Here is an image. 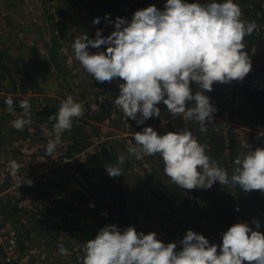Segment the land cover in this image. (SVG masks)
Masks as SVG:
<instances>
[{"label": "clouds", "instance_id": "9594fccd", "mask_svg": "<svg viewBox=\"0 0 264 264\" xmlns=\"http://www.w3.org/2000/svg\"><path fill=\"white\" fill-rule=\"evenodd\" d=\"M103 19L114 30L104 36L103 29H97L94 39L78 35L71 45L74 58L95 81H117L119 94L112 104L137 125L159 118L158 104L162 101L172 116L182 114L202 132L207 131L217 108L205 91L211 92L214 82L242 81L252 69L244 38L257 24L242 19L236 0H165L163 10L152 4L135 10L130 19L117 16L113 20L107 13ZM100 22L101 17L92 20L94 25ZM101 46L104 50L90 51ZM191 83L200 90L193 93ZM192 101L195 103L189 106ZM4 103L9 112L15 110L11 97ZM19 107L25 116L11 123L22 130L32 123L30 101L19 100ZM91 109L97 110L98 105L93 103ZM83 115V104L72 95L61 102L50 117L55 121V136L46 144L48 156L52 157L60 144L62 133L71 130L76 118ZM133 140L128 153L136 159L158 154L164 176L182 189L206 190L218 181L238 185L244 192L264 193V147L253 150L248 146L245 153L236 155L229 175L188 128L158 134L147 126L135 132ZM124 160L120 156L115 165L104 166L110 177L121 176ZM8 165L15 175L19 164L10 160ZM24 183L31 185L32 180L26 178ZM89 206L95 205L90 202ZM235 210L239 211V206ZM251 224L255 230L246 221L230 225L220 233L219 245L192 229L178 243H165L154 231L145 234L133 225L121 230L117 224H108L86 241L76 264H264V233L258 230L259 219L254 218ZM58 250L68 255L63 244Z\"/></svg>", "mask_w": 264, "mask_h": 264}, {"label": "rangeland", "instance_id": "374dc122", "mask_svg": "<svg viewBox=\"0 0 264 264\" xmlns=\"http://www.w3.org/2000/svg\"><path fill=\"white\" fill-rule=\"evenodd\" d=\"M41 1L45 4L47 13L51 12L53 15L54 21L52 25H55V28L62 32L60 45L63 55L66 53L67 56H69L68 47L72 45L78 35L85 34L94 39L97 29H103L102 34L104 36L109 35L114 30V26L103 19L106 13L110 14V19L113 20L117 16L124 17L122 14L114 12V6L107 11H103L100 1L96 2L95 0H88V2H84L85 0ZM115 1L117 3V0ZM89 2H94L95 7H87L86 4ZM111 2H114V0H110L109 3ZM134 2L135 0L125 1L124 10L131 11L130 15L125 16V18L130 19L133 12L137 10L134 7ZM142 2L143 4L138 9L154 4L157 8L163 10L165 0H146ZM236 3L241 8L242 19L255 21L257 24L253 33L244 38L245 50L251 58L252 69L242 81H232L228 84L222 83L220 86L214 83L211 92L205 91L217 111L213 114L214 120L207 126V131L202 135L205 138L204 143L210 145L214 142L211 134L213 123L221 125V129H218L221 136L219 137L220 148L216 150V158L212 157V159L217 161L220 166L226 168L229 175L232 174L233 160L236 155L245 153L248 150V146L253 150L257 147H264V136H258L259 133H264V80L261 77H256L255 74V72L262 73L264 71L262 69L264 64L259 58L254 61V57L257 54L264 52V0H236ZM60 6L63 14L62 19L57 11V7L60 8ZM40 7L42 8V4H40ZM93 8H96V11L99 9L97 17H101V22L96 25L92 24V16L95 15L89 14V11H93ZM33 16L35 17V15ZM22 19L17 18L12 26L20 25L24 30V27L28 26V24L25 17H22ZM31 22L34 23L32 20ZM25 32L28 35L27 30ZM21 34L23 35V32ZM55 34L58 35L56 31ZM18 38H20L19 35L17 36ZM16 43L20 44V41L17 40ZM103 47L105 48V46ZM69 77L71 78L70 82L74 89L73 91H77V95L66 92L61 93V101H59V96L56 95L55 102L51 99L52 95L34 94V98L37 100L31 103L30 109L32 123L30 125L31 133H29L32 136L29 133H20L23 132L25 127L22 130L16 129V132H12L8 122L5 121L4 124H0V190L2 180L11 171L7 164L9 159L15 160L19 164L16 177L21 174L24 176L28 175L30 167L35 166L22 164L24 158L30 155L31 152L29 153V150H34L37 154L39 142H42L40 139L49 141L54 138L52 132L55 121L53 119H45L39 115L42 106L47 105L46 102L51 99V106L59 108L61 102L68 95H72L77 102L83 104L84 115L76 118L72 129L66 130L61 135L62 141L67 144L71 142L66 156L70 154L69 156L73 157L72 155L75 152L71 150L72 148H78V146H85V156H87L88 153L94 151L99 142H105L108 146L113 156V165L117 163L120 156H124V164L120 166L122 171L119 181L122 190L126 193L127 226L133 225L138 232L143 231L145 234L154 231L157 233V238L165 243L173 241L178 243L186 231L192 229L203 234L209 239L210 243L219 245L222 242L220 233L226 231L230 225L238 221L248 222L255 230V225L251 224L254 218L259 219L261 227L258 230L264 233V193L260 190L244 192L245 210L251 217V220H247L241 218L239 212L235 210L239 205L237 185L231 183L221 185L217 181L214 182L211 188L206 190L201 188L191 190L180 188L164 176L163 167L156 168L157 170L152 168L153 166L149 163L150 156L145 155L141 159H136L128 153V146L130 143L134 146L133 136L135 132L139 131L137 128L141 129L142 125H137L136 121L130 118L125 119L122 111L113 106L112 101L119 94L117 84L112 81L104 86L98 85V82L90 74L87 75L86 72L78 71L75 73L70 71ZM87 83H90V85H87ZM18 98H20L19 95ZM14 103L19 104L17 101ZM93 103L98 105L97 110L91 109ZM194 103V101L189 102V106ZM17 109L22 111L20 107ZM18 111H16L17 117L14 120L25 116L24 112ZM175 123L180 127L183 126L179 121ZM188 123L190 126L191 121ZM44 130L48 131H46V138L41 135L42 132L45 133ZM165 130L168 131L162 125L158 134H164ZM191 131H193L192 127ZM50 132L51 135L48 134ZM230 136L233 139L232 143L229 141ZM22 138L28 140L25 144L26 146L27 144L30 145L31 148H25L21 145ZM230 145L232 146L231 148ZM84 150L77 154H84ZM43 151L45 150L43 149ZM208 154L211 157L213 151ZM85 156L79 158L84 160ZM143 159L147 164L146 167L140 166L143 164L141 163ZM76 166V168H73L74 171H69L65 167L61 172L62 177L60 180L50 181V186L43 182L41 185L43 189L41 190L50 191L49 193H51V188H47V190L44 187L53 186L52 190H55V192L51 194L52 197L55 196L56 199L74 204H77L75 192H83L91 200L100 201V204L103 205V218L108 220V224H117L123 230L125 223L117 209L119 201L116 200V197L114 200L111 199L112 194L115 193L110 177L105 173L93 170H84L81 173L80 167L77 164ZM153 172L158 180L155 184H158L159 192L149 193V189H147L149 187L148 183H145L147 185L146 189L139 188L140 184L137 183V176L142 174L148 182L149 179H153L150 175ZM29 188L30 190H28L31 193H33L31 190L35 191L34 186ZM20 192L24 193V190H20ZM36 192L38 193L39 190L36 189ZM25 193L28 195L27 192ZM21 197L29 196L21 195ZM50 202L53 203L52 201ZM20 203L22 202L16 197L9 200L2 199L0 208L4 209V213L8 217V220H6L8 224L19 225L23 232L27 231L30 233L28 235L32 237L30 240L31 244L35 243L38 247H47L50 251L58 250V246L63 244L68 249V255L56 256L57 262L59 259L65 262L68 257H78L82 254L84 244L72 238L66 231L68 227L64 223H68L69 215L51 206V204L49 205V203L46 204V202L43 206L34 205L30 202H27L28 206H24ZM179 247L180 245L178 244ZM64 258H66L65 261Z\"/></svg>", "mask_w": 264, "mask_h": 264}, {"label": "crops", "instance_id": "0c3cea01", "mask_svg": "<svg viewBox=\"0 0 264 264\" xmlns=\"http://www.w3.org/2000/svg\"><path fill=\"white\" fill-rule=\"evenodd\" d=\"M40 4H42V8L40 7ZM57 11L62 19L63 14L61 6L60 8L57 7ZM33 15H35V17ZM22 17H25L28 24V26L24 27V30H27L28 35H26V32L22 29V27H20V25L12 26L17 18L23 20ZM31 20L34 23H32ZM53 21V15L51 14V12L47 13L45 4L41 0H0V124H4L5 121L8 122L12 132H16V129L12 126L11 122L14 120V118L17 117L16 111L19 110L17 109L19 107V104L14 103L16 105L15 110L9 112L7 106L4 103L5 98L11 97L14 102H19V100L22 99H28L31 104L32 102L37 100L36 98H34V94L52 95L51 99H53L55 102L56 95L59 96V101H61V93L66 92L77 95V91H73L74 89L72 88V84L70 82L71 78L69 77V72H84V70L82 69L80 63L74 58L73 50L70 49L72 48L71 46L68 47L69 56H67L66 53L63 55L60 45L62 32L56 29L55 25H52ZM55 31L58 35L55 34ZM21 32H23V35H20ZM18 35L20 36V38L17 39ZM17 40L20 41V44H15ZM102 50H104L103 46H101L100 49L90 48V51L92 52ZM67 78L69 79L67 80ZM114 82L117 84V81ZM106 83L109 84V82H98V85L104 86L106 85ZM214 83L219 86L222 84L219 82ZM87 85H90V83H87ZM190 87L192 88L193 93L200 90L198 85H196L195 83H191ZM18 95L20 96V98H18ZM50 100L46 102L48 106L52 105V103H50ZM158 107H160L161 109L160 117L149 118L145 121L144 125H142V128L151 126L158 132L162 128V125H164L168 131H176L177 129H182L184 127L191 130L192 127L193 135L198 138V141L200 143L207 146V149L209 150L206 149V151L208 153H210V151H213L211 158H216V150L220 148L219 137L221 136L218 132V129H221V125L213 123V131L211 132V134L213 135L214 142L208 145L207 143H204L205 138L204 136H202L205 131L202 132L198 124H194L191 122L190 127L188 123L189 121L184 119L182 114L178 116H172L167 110L166 105H164L162 101L158 104ZM18 112H23V110ZM176 121H179L183 126L180 127L179 125H177L175 123ZM30 125H26L23 132L20 133H31ZM142 128H137V130L141 131ZM33 131L35 130L33 129ZM46 131L47 130H44L45 133H41V135L45 138L47 136ZM168 131L165 130L164 133ZM51 132L48 134L51 135ZM30 133L29 135L32 136V134ZM52 134L55 136L54 130ZM40 140H42V142H39L38 153L36 154L34 150H29V153L31 152L30 155L27 158H24L22 162V164L25 165H35L32 168L30 167L28 175L24 176L21 174L16 177L18 171L15 175H13L10 171L8 175H6L4 180H2V187L0 190L1 200H9L10 198L16 197L23 203L20 204L24 206L29 205L27 204V202L39 206H43V204L46 202V204L49 203V205L51 204V206H54L50 201L55 198V196L52 197L51 195L53 192H55V190H52L53 186L47 187L50 186L49 182L52 180L59 181L62 177V170H64L66 167V169L72 171L74 167H77L75 160L80 159L81 161V158L79 157H84L86 154L84 150V154L74 153V155H72L73 157L66 156L67 149L71 142L67 144L65 141L61 140L60 144L57 145V148L55 149L51 157L48 156L46 152V144L48 141L45 139ZM229 141L231 143L233 142L231 136L229 138ZM25 142H28V140L22 138L21 145H23L25 148H31V146L28 144L26 146ZM99 144L100 142L97 145ZM231 147L232 146L230 145V148ZM43 149L45 151L42 152ZM149 159L150 161H148L150 165L153 166L152 168L156 169L163 167L158 154L156 156H150ZM141 163L143 164H141L140 166H147L144 159L141 160ZM150 175L153 179H149L148 182L142 174H140V176H137V183L140 184L139 188H143V190L146 189L147 185L145 183H148L149 187L147 189H149V193H154V191L159 192L158 184H155V182L158 181L155 173L153 172ZM26 178L32 180L31 185L24 183ZM43 182H45V184L47 183V186L44 187L45 189L51 188V193H49L50 191L45 192L41 190L43 189V186H41ZM30 186L35 187V191L31 190L33 191V193L35 192V194L29 191ZM36 189L39 190L38 193L36 192ZM20 190H24V193H21ZM25 192H27L28 195H26ZM21 195L29 197L22 198ZM54 207L58 208L57 206ZM106 222L108 223V220H106ZM21 233L22 235L25 234L27 236L26 244H28L32 239V237L28 235L30 233H28L27 231L23 232L22 230ZM34 244L35 243H29L30 246L28 248L38 247L36 246V244L34 246ZM76 258L77 257L75 256L68 257V260L64 258V261L66 260L64 263L76 264Z\"/></svg>", "mask_w": 264, "mask_h": 264}, {"label": "trees", "instance_id": "16d2710c", "mask_svg": "<svg viewBox=\"0 0 264 264\" xmlns=\"http://www.w3.org/2000/svg\"><path fill=\"white\" fill-rule=\"evenodd\" d=\"M100 1L101 7L103 11H107L117 6V12H121V5L125 2H119L116 3L110 2V0H95ZM128 1V0H126ZM146 1V0H145ZM149 1V0H147ZM84 2H88V0H85ZM137 5V9L139 8L140 5L143 4L142 1L136 0L134 2ZM116 4V6H115ZM126 4V3H125ZM124 4V5H125ZM87 7H95L94 2H89L86 4ZM99 9L96 11V8H93V11H89V14H94V17H97L99 14ZM122 13V12H121ZM58 107L55 106H48L45 105L41 108L40 111V116L45 118V119H50V117H53L57 111ZM85 149V146H78V148H72V152L75 153H80ZM70 155V154H69ZM67 155L68 157H71ZM113 156L112 153L109 151L108 146L106 145L105 142H101L92 153L87 154L86 158L84 160H75L76 164L80 167V172L83 173V171L87 170H93V171H98L101 173H105L108 175L106 169L104 166L106 164H113ZM109 176V175H108ZM110 177V176H109ZM112 181V186L114 189V193L112 194L111 199H115L119 201L117 209L121 214V217L123 219V222L125 223V228L127 227L126 221V207H125V196L126 193L122 190L121 183L119 181L120 177H110ZM244 191L241 190V188L237 185V196L239 198V215L241 218L251 220V217L247 214L245 210V202H244ZM75 198L77 199V204H74L72 202H67L65 200L61 199H52L51 201L53 202L52 204L54 206H57L61 211L66 213L67 215L70 216V219L67 222L64 223V225H67L66 231H68L69 235L80 241L81 244L86 243L87 240L94 238L95 235L98 232V229L100 227H103L105 225H108L106 220L103 218V205L100 204L99 200H91L87 195H85L83 192L76 191L75 192ZM2 200L0 199V204ZM90 202L94 203V207H90ZM108 205V204H107ZM16 212V211H15ZM0 218L2 219L3 222H6L8 220L7 215L4 213V209L0 208ZM4 224V223H3ZM19 243L21 244V248L26 249L30 245L29 242L27 243V236L24 234L19 237Z\"/></svg>", "mask_w": 264, "mask_h": 264}, {"label": "built area", "instance_id": "2783aa9c", "mask_svg": "<svg viewBox=\"0 0 264 264\" xmlns=\"http://www.w3.org/2000/svg\"><path fill=\"white\" fill-rule=\"evenodd\" d=\"M20 228L21 226L8 224L0 218V256L4 264H65L60 259L56 261V256L62 255L57 249L50 251L47 247L21 248Z\"/></svg>", "mask_w": 264, "mask_h": 264}, {"label": "flooded vegetation", "instance_id": "af4514ba", "mask_svg": "<svg viewBox=\"0 0 264 264\" xmlns=\"http://www.w3.org/2000/svg\"><path fill=\"white\" fill-rule=\"evenodd\" d=\"M123 1H126V0H123ZM136 1V0H135ZM140 1H145V0H140ZM150 1V0H149ZM119 2H122V0H117V3H119ZM124 4H125V2L121 5L122 7H121V12H118V13H120V14H122L124 17L125 16H127V15H130V12L131 11H126V10H124ZM134 7H135V9H137V5L135 4L134 5ZM115 8H117V6L115 7ZM115 8H113V10H114V12H116L117 13V9H115ZM257 58H259V60H262L263 61V64H264V52H260L259 54H257L255 57H254V61L257 59ZM263 67H264V65H263ZM262 69H264V68H262ZM255 74H256V77H261L263 80H264V71L261 73V72H259V73H257V72H255ZM56 199V198H55ZM0 264H4L3 263V260H2V257L0 256Z\"/></svg>", "mask_w": 264, "mask_h": 264}, {"label": "water", "instance_id": "95a60500", "mask_svg": "<svg viewBox=\"0 0 264 264\" xmlns=\"http://www.w3.org/2000/svg\"><path fill=\"white\" fill-rule=\"evenodd\" d=\"M58 210V209H57ZM85 244V243H84Z\"/></svg>", "mask_w": 264, "mask_h": 264}]
</instances>
